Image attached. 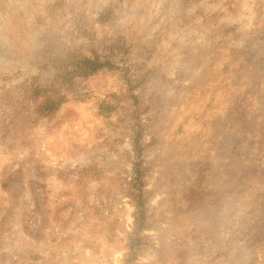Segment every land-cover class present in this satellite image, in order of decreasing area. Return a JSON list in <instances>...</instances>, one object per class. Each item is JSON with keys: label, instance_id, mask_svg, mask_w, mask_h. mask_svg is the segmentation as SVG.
<instances>
[{"label": "rangeland", "instance_id": "374dc122", "mask_svg": "<svg viewBox=\"0 0 264 264\" xmlns=\"http://www.w3.org/2000/svg\"><path fill=\"white\" fill-rule=\"evenodd\" d=\"M54 1L0 0V262L123 264L137 199L132 107L96 113L115 76L54 78L73 43L136 83L151 241L138 264H264V0ZM77 21L92 40L72 35ZM26 81L41 97L27 99ZM61 95L54 119L36 116L42 98ZM88 163L105 176L74 193L62 174Z\"/></svg>", "mask_w": 264, "mask_h": 264}, {"label": "trees", "instance_id": "16d2710c", "mask_svg": "<svg viewBox=\"0 0 264 264\" xmlns=\"http://www.w3.org/2000/svg\"><path fill=\"white\" fill-rule=\"evenodd\" d=\"M57 0L53 2V6L57 5ZM109 7L104 12L100 13L99 17L93 20V23L104 21L109 17ZM74 37H88L93 39L94 30L91 25L82 26V23L77 21L72 31ZM91 42V41H90ZM58 59L55 60L52 67L55 70L54 78L59 79L62 84L74 85L83 79H93L105 75L115 76L120 81V87L116 90L105 91L100 95H96L95 102L96 113L101 117H110L120 107L121 101H129L132 118L134 119L135 134L132 137V147L135 152V160L132 162L134 173L133 184L136 190V213H134V226L131 232L125 235V254L123 264H138V255L142 252L145 245L151 243L150 239L145 235V230L150 226L148 222L150 215H148V208L146 206L147 198L144 193L142 176L144 175L145 168L141 167V151L143 150L142 137H143V124L141 119V103L138 100L137 94L134 93L136 83L132 84L129 76V71L123 65L114 63L108 59H101L92 44H71L66 45L63 49L59 50ZM29 84L25 85L27 99H37L41 97V87L34 81H26ZM91 93L85 92L78 94L74 97L75 101H87L91 97ZM68 100L66 95L58 97L47 96L42 98L34 108V112L38 118L52 120L56 117L60 107ZM112 147L113 145H109ZM104 166L96 163H88L80 168L69 170L62 174V180L68 186H73L74 193H76L79 186L97 180L105 176ZM201 173H198L193 182V189L191 190L192 196L198 195L197 188L200 184ZM196 187V188H195ZM84 196L85 193L78 194ZM15 204L13 201L9 203L4 216L12 211ZM7 226L0 220V232H4ZM5 233V232H4ZM53 253H48L50 258ZM28 257L32 259H40L45 256L39 253H30ZM0 264H4L0 262Z\"/></svg>", "mask_w": 264, "mask_h": 264}]
</instances>
